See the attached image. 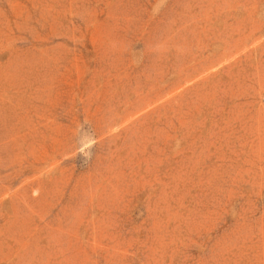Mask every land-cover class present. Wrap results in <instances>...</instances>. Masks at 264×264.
I'll list each match as a JSON object with an SVG mask.
<instances>
[{
    "label": "rangeland",
    "instance_id": "1",
    "mask_svg": "<svg viewBox=\"0 0 264 264\" xmlns=\"http://www.w3.org/2000/svg\"><path fill=\"white\" fill-rule=\"evenodd\" d=\"M0 264H264V0H0Z\"/></svg>",
    "mask_w": 264,
    "mask_h": 264
}]
</instances>
